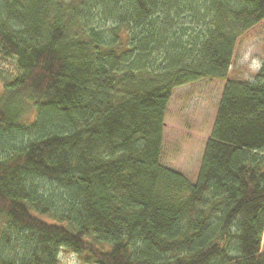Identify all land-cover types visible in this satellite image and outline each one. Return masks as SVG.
Instances as JSON below:
<instances>
[{
  "label": "trees",
  "instance_id": "obj_1",
  "mask_svg": "<svg viewBox=\"0 0 264 264\" xmlns=\"http://www.w3.org/2000/svg\"><path fill=\"white\" fill-rule=\"evenodd\" d=\"M263 20L264 0H0V264H264V58L230 71ZM209 78L192 180L166 116Z\"/></svg>",
  "mask_w": 264,
  "mask_h": 264
},
{
  "label": "rangeland",
  "instance_id": "obj_2",
  "mask_svg": "<svg viewBox=\"0 0 264 264\" xmlns=\"http://www.w3.org/2000/svg\"><path fill=\"white\" fill-rule=\"evenodd\" d=\"M263 58L264 20L239 37L230 70L231 76L254 80ZM1 68L5 73L11 74L15 72V62L13 59L5 60ZM224 83L222 79L209 78L177 87L168 106L167 126L164 129V163L166 160V164L184 168L192 180H196L198 176ZM59 264L95 263L88 262L78 253L63 248Z\"/></svg>",
  "mask_w": 264,
  "mask_h": 264
},
{
  "label": "crops",
  "instance_id": "obj_3",
  "mask_svg": "<svg viewBox=\"0 0 264 264\" xmlns=\"http://www.w3.org/2000/svg\"><path fill=\"white\" fill-rule=\"evenodd\" d=\"M224 86V85H223ZM175 91H176V89H175ZM175 91H174V93H175ZM174 95V94H173ZM166 126H167V120H166ZM165 142H166V135H165ZM164 149H165V145H164ZM166 161V160H165ZM166 163H167V161H166ZM168 166H171V167H176V169H178V170H181L182 172H184V173H186L187 175H189V173L184 169V168H182V167H180V166H176V165H171V164H167ZM184 169V170H183Z\"/></svg>",
  "mask_w": 264,
  "mask_h": 264
}]
</instances>
